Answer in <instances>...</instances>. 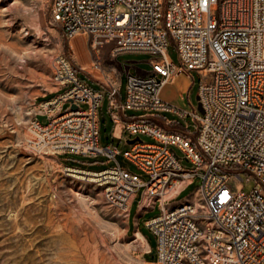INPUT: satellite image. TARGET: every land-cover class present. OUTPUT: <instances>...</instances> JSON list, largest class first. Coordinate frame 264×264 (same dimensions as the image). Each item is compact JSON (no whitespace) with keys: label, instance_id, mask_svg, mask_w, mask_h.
Masks as SVG:
<instances>
[{"label":"built area","instance_id":"built-area-1","mask_svg":"<svg viewBox=\"0 0 264 264\" xmlns=\"http://www.w3.org/2000/svg\"><path fill=\"white\" fill-rule=\"evenodd\" d=\"M116 6L124 10L118 13ZM51 20L67 39L87 36L92 50L150 57L149 72L126 73L123 101L119 84H107L113 123H121L125 111L149 110L189 116L197 125L189 134L123 121L128 135L153 140L122 152L146 179L118 163L97 172L72 166L63 171L103 178L106 200L124 212L138 191L143 207L159 203V214L145 223L157 238L155 264H264V0H52ZM169 41L178 64L167 53ZM52 66L54 94L34 102L28 146L37 153L115 160L120 151L98 142L103 94L81 80L66 57L56 56ZM193 70L210 77L198 91L203 113L159 96L166 82ZM171 147L194 168L184 169ZM232 177L254 186L234 189ZM196 179V203L169 208L180 185Z\"/></svg>","mask_w":264,"mask_h":264},{"label":"rangeland","instance_id":"rangeland-1","mask_svg":"<svg viewBox=\"0 0 264 264\" xmlns=\"http://www.w3.org/2000/svg\"><path fill=\"white\" fill-rule=\"evenodd\" d=\"M51 3L52 0H0V264H147L142 256L145 258L148 253L149 259L156 258L150 252L155 250L157 238L144 220L159 214V203L149 205L138 220V229L150 246L146 252L148 248L142 241H135L134 236L126 237L127 212L108 203L103 185L71 177L63 171L65 166H72L97 172L118 163L147 178L122 152L130 147L128 140L136 137L143 142L153 140L143 134L128 135L123 123L111 121L106 89L78 71L81 80L103 94L98 108V142L102 147L112 145L120 151L115 160L103 156H58L48 150L37 153L26 142L30 137L28 123L34 102L43 100L42 95L54 89V58L64 56L75 66L91 55L96 60L104 50L108 51L107 47L92 50L83 34L65 38L51 20ZM123 10L116 6L118 13ZM167 53L178 64L171 41ZM149 59L142 53L117 55L118 63L129 66L119 82L121 101L125 99L126 73L149 72ZM114 63L107 62L109 65L101 69L109 76L108 83L116 79ZM94 74L98 81L107 79L100 72ZM178 75L175 82H166L161 87L160 99L200 113L196 97L200 84L208 82L210 77L203 78L194 70ZM179 90L184 92L185 103L179 99ZM68 106L69 103L64 104ZM147 112L128 110L127 114L139 117ZM158 115L174 122L181 131L189 134L197 131L189 116L181 118L167 111ZM171 148L184 169L194 168L178 148ZM240 176L246 177L245 173ZM197 181L178 192L170 202L193 195ZM229 183L244 192L254 186L253 181L237 182L233 177ZM136 201L132 204V217Z\"/></svg>","mask_w":264,"mask_h":264},{"label":"crops","instance_id":"crops-1","mask_svg":"<svg viewBox=\"0 0 264 264\" xmlns=\"http://www.w3.org/2000/svg\"><path fill=\"white\" fill-rule=\"evenodd\" d=\"M107 50H108L107 52L105 50L103 51V55L101 57H98V58L96 57V60L91 55V58L88 59L87 61H84L81 64H76L75 65L77 67V69L82 71V73H84L88 78H90L94 82H98L105 89H106L107 84H108L109 76L108 75L106 76V74L101 69H104L103 67H106L107 65H109V64H107V62L112 63V64H113V61L115 62L114 63L115 64L114 67H115L117 73L115 74L116 79L113 82H117L118 84L120 82V78H121V75H122L123 71H127L129 69V66L122 65L121 63H118L116 61L117 56H113V54L111 53L110 49H107ZM92 70H93V72H92ZM94 72L95 73L100 72L102 75H105L107 77L106 81H105V79L103 81H98L100 79H97V77L94 76L95 75ZM135 73H142L143 74L144 72H141V71L137 70ZM135 73H133V74H135ZM178 76L179 75H176L169 82H175V80L178 78ZM54 89L52 91H49V93L47 95H42V98L46 99V97L48 98V97L52 96L54 94ZM178 96H179L180 101L185 103L184 92L182 90H179V95ZM147 111L148 112L145 115H141L139 117H134L132 115H128L127 111H125L123 113V115H122V122L121 123H123V121L125 122V121H132V120L144 121V122H149L151 124H156V125L164 128L167 131H180L178 126L174 125L175 124L174 122H172V121H170L168 119L161 118L158 115V112H160V111H149V110H147ZM60 159L66 160L65 158H60ZM193 183L194 182L189 183V184L180 185V187L172 194L170 199L167 201V206L169 208H172V207H175V206L181 204L182 202L196 203L197 197H198V193H197L196 190L193 193V195H191L190 197H183V198H180V199L173 200L172 203L170 202V200L178 192H180L182 189L186 188L187 186H189V185H191ZM136 199H137V201H136V212H135L134 216L132 217V204H133L134 200H136ZM155 202L156 201L149 202L147 206L145 205V207H143L142 205H144L145 203L143 202V199L141 200L140 193H139V195L136 194V196L130 202V205H129V208H128V213H127V229H126V232H125L126 237L132 238V236L135 237L136 234H139L141 236V239L144 240L147 243V245H148V249H147L146 252L150 251V246H149L147 240L144 238V236L141 234V232L138 229V220H139V217L141 215H143V214H145L147 212V209H148L149 205H153ZM151 218H153V217H149L148 219H145L144 222L146 223V221L151 219ZM137 239H138V237H137ZM142 257H143L144 262L147 263V264H154L155 263V259L152 260V261H147L144 258V255Z\"/></svg>","mask_w":264,"mask_h":264},{"label":"bare ground","instance_id":"bare-ground-1","mask_svg":"<svg viewBox=\"0 0 264 264\" xmlns=\"http://www.w3.org/2000/svg\"><path fill=\"white\" fill-rule=\"evenodd\" d=\"M69 175L71 177L78 178V179H87L88 181H97L100 185H103V178L98 177V175H96V174L82 175L78 172H73V173H69ZM135 237H138V240L142 241L141 243H143L146 246V248H148L147 243L141 239V236L139 234H136Z\"/></svg>","mask_w":264,"mask_h":264},{"label":"water","instance_id":"water-1","mask_svg":"<svg viewBox=\"0 0 264 264\" xmlns=\"http://www.w3.org/2000/svg\"><path fill=\"white\" fill-rule=\"evenodd\" d=\"M197 98V100H198V105H197V109H198V111L200 112V113H203V109H202V107H201V104H200V102H199V97L197 96L196 97ZM76 108V106H72V109H75ZM38 119H41L42 117L41 116H38L37 117ZM136 141H140V139H139V137H136L135 139H132V140H128L127 141V143L130 145V144H133L134 142H136ZM199 181H197V185H199ZM155 253V250H153V251H151V253L150 254H154Z\"/></svg>","mask_w":264,"mask_h":264},{"label":"trees","instance_id":"trees-1","mask_svg":"<svg viewBox=\"0 0 264 264\" xmlns=\"http://www.w3.org/2000/svg\"><path fill=\"white\" fill-rule=\"evenodd\" d=\"M145 259H146L147 261H152V259H149V258H148V254H146Z\"/></svg>","mask_w":264,"mask_h":264}]
</instances>
